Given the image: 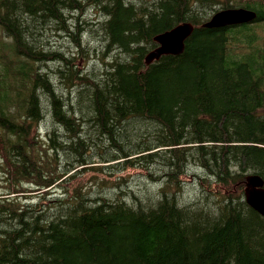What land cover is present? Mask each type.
Masks as SVG:
<instances>
[{
    "label": "trees",
    "instance_id": "obj_1",
    "mask_svg": "<svg viewBox=\"0 0 264 264\" xmlns=\"http://www.w3.org/2000/svg\"><path fill=\"white\" fill-rule=\"evenodd\" d=\"M202 8L250 10L257 21L203 29ZM184 23L195 26L184 53L146 65L153 39ZM263 26L264 0H0V29L23 59L0 71V178L11 192L0 195V264H264V218L244 200L248 176L264 188V49L255 46ZM239 43L246 54L233 57ZM88 52L102 67L87 73L74 59ZM51 62L60 67L51 71ZM81 82L73 98L66 85ZM48 114L43 148L37 131ZM94 159L170 171L166 190L197 168L219 220L183 226L172 197L159 194L157 212L136 214L125 201L107 205L64 187Z\"/></svg>",
    "mask_w": 264,
    "mask_h": 264
},
{
    "label": "rangeland",
    "instance_id": "obj_2",
    "mask_svg": "<svg viewBox=\"0 0 264 264\" xmlns=\"http://www.w3.org/2000/svg\"><path fill=\"white\" fill-rule=\"evenodd\" d=\"M203 8L198 10V14H200V17H204L207 15L209 21L210 18L216 13H212L211 11H209L202 14L200 13V11H203ZM87 15L89 20L95 19L93 14L88 13ZM84 17L85 16H83L82 18L84 19ZM208 21H206L205 23H207ZM261 29H264V26L261 27ZM92 30H95V27ZM84 36V46L85 48H88V43L91 41L90 36L87 33L84 34ZM256 36L257 42L255 46L264 49V32L256 30ZM97 40L98 39H95V41H93L91 45L95 46V44H97V46L99 47ZM65 43L66 41L63 43L60 39L57 42L59 48H66V56L74 55L75 49L72 45L73 43L71 44V42L69 41L67 42V44ZM11 44L12 40L9 39L5 35V33L0 29V71L2 72L8 69L9 67L19 69L21 67L20 61H23L22 58L17 57L15 53L13 54V52H11L9 48ZM234 46L235 45H232L230 48H234ZM245 54L246 48L245 45H243L242 43H239L237 50H231V55L233 57H243ZM88 55H90L89 59L79 56V59H74V63L79 64L80 69L85 68L87 70V73L91 72L95 68L102 67V64L100 63V61L96 60V57L93 55L92 52H88ZM35 67L38 68V65H36ZM47 67H49L51 71H54V69L56 71L60 66L57 67L56 63L51 62L50 65ZM47 67H44L43 70L39 71L38 73L45 75L44 71L47 72ZM77 77H75V79ZM53 80L54 78L51 76L50 82L54 84L55 87L59 86L60 83ZM66 88H69V90L73 94V98H78V94L80 93V91H83L82 82L79 84L77 83V85H66ZM12 113L15 112L13 111ZM50 119L51 117L48 114L45 117L46 121L40 124L39 129L37 131V134L40 136V142L42 143L43 148H45L44 146L46 145V143L42 140H48V136H52L49 132L50 130H52V120ZM36 143L39 147V142ZM61 156V159H59L60 164H66V162L70 160V155L64 152L61 153ZM122 161L125 160L119 161V165H116L117 162L106 165L103 164V162L94 159V163L99 165L95 166V168L93 169H85L80 172H77L74 176L73 182L66 183L64 187H71L72 189H77L78 186V190H83L82 192H85L84 194L90 200L94 202L104 200L107 205H111L112 202H115L118 205H125V201V206L128 207V210L132 213L136 212V214L137 212H140L139 209L141 211H144V214L150 213L151 211L157 212L158 209L156 210L154 204L159 203V194H161V196H165L166 199L172 197V199H176L174 202L175 208L178 210L179 215L181 216V220L183 221V223H185V225L183 226L187 225L191 227L192 224H201L198 220L202 219L203 224H201V228L204 229V223L209 222L213 224L214 221L219 220L218 211L220 207H218V204L214 203L216 200H212V202L208 204L202 198V187L201 185H199L197 180V177H202L203 175V172L201 170H197V168L193 167H188L185 173L179 176L178 178V180L183 184L182 187H180V189H177L175 186H173V188L171 187L169 190H166L162 187L160 188V186L165 184V182H168L167 178L165 177L167 174L170 173V171H162V169L157 170L156 165L151 166L152 168L149 167V169H147L148 171H146L145 162L125 164L122 163ZM100 163H102L103 165H101ZM98 170L104 172L99 174L97 173ZM5 179V177L0 178V195L3 196H7V194L11 193L10 190L5 186ZM162 179L164 180L161 183ZM111 185L113 189L110 188ZM173 194H176V196H172ZM206 200L208 199L206 198ZM131 201L134 202V205L131 203ZM135 201H137L138 204H136ZM28 202L32 201L29 200ZM34 203V205L37 207H47L48 205L53 204L54 200H42V202L40 200H36ZM61 216L69 217L74 216V214H72L71 211H63ZM196 221H198V223ZM263 235L264 234L259 231L257 234L258 240H260ZM248 251L253 254L255 259H259L260 252L258 250H253V248L250 247L248 248Z\"/></svg>",
    "mask_w": 264,
    "mask_h": 264
},
{
    "label": "water",
    "instance_id": "obj_3",
    "mask_svg": "<svg viewBox=\"0 0 264 264\" xmlns=\"http://www.w3.org/2000/svg\"><path fill=\"white\" fill-rule=\"evenodd\" d=\"M256 19V13L249 10H225L214 14L201 27L214 30L244 26L253 24ZM193 31L194 27L190 23H184L169 32L155 37L153 41L158 46V49L146 56L145 64H150L154 60L158 61L164 56H181L184 52V43L192 35ZM244 200L248 206L255 209L264 218V188L260 178L250 176L246 179Z\"/></svg>",
    "mask_w": 264,
    "mask_h": 264
},
{
    "label": "bare ground",
    "instance_id": "obj_4",
    "mask_svg": "<svg viewBox=\"0 0 264 264\" xmlns=\"http://www.w3.org/2000/svg\"><path fill=\"white\" fill-rule=\"evenodd\" d=\"M250 11V10H249ZM256 13V12H255ZM257 21V20H256ZM195 27V26H194ZM189 40V39H188ZM186 44V43H185ZM156 49H158V46H157V48ZM156 49H154V50H152L151 52H149L147 55H149V54H151L152 52H154ZM185 51V50H184ZM184 53V52H183ZM162 58V57H161ZM160 58V59H161ZM160 59L158 60V61H160ZM154 62H157L156 60H154L153 62H151L150 64H146V65H151V64H153Z\"/></svg>",
    "mask_w": 264,
    "mask_h": 264
}]
</instances>
